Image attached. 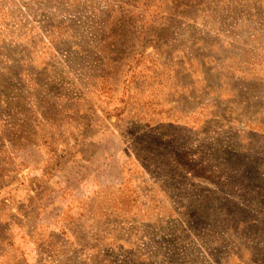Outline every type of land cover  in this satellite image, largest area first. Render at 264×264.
I'll return each instance as SVG.
<instances>
[{
    "label": "rangeland",
    "instance_id": "374dc122",
    "mask_svg": "<svg viewBox=\"0 0 264 264\" xmlns=\"http://www.w3.org/2000/svg\"><path fill=\"white\" fill-rule=\"evenodd\" d=\"M0 264H264V0H0Z\"/></svg>",
    "mask_w": 264,
    "mask_h": 264
}]
</instances>
